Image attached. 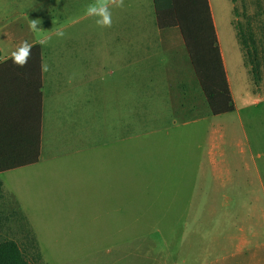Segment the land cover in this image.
<instances>
[{"label":"rangeland","instance_id":"rangeland-1","mask_svg":"<svg viewBox=\"0 0 264 264\" xmlns=\"http://www.w3.org/2000/svg\"><path fill=\"white\" fill-rule=\"evenodd\" d=\"M90 2L0 0V35L9 31L19 43L51 37L42 45L44 58L66 64L65 94H74L73 82L81 78L69 110L70 129L80 132L70 131L65 148L54 150L63 168L44 178L51 203L19 209L43 264H203L208 240L224 232L226 243L233 231L216 224L264 220V0H210L234 102L232 111L218 115L189 63H181L182 50L145 43L158 31L152 0H124L123 8L112 9L110 28L86 15ZM31 20H39L40 30L29 29ZM121 32L134 34L133 84L111 74ZM5 45L0 38L2 57ZM44 91L49 119L56 101ZM112 151L120 159L129 152L133 181L112 173ZM212 158L234 179L200 174L189 180L201 172L199 163L211 176ZM17 185L4 180L2 189L30 190V182ZM116 188L130 193L113 212L106 196ZM254 206L263 212L254 214ZM9 228L7 237L25 241ZM224 250L210 249V258Z\"/></svg>","mask_w":264,"mask_h":264},{"label":"crops","instance_id":"crops-1","mask_svg":"<svg viewBox=\"0 0 264 264\" xmlns=\"http://www.w3.org/2000/svg\"><path fill=\"white\" fill-rule=\"evenodd\" d=\"M208 2L212 15L210 0ZM213 24L216 31L214 19ZM133 37L134 34L130 32H121L116 35L118 45L115 49H118V51H115L113 54L115 70L111 72L112 75L115 74L116 79L121 74L127 83L130 77L132 84L134 83V65L136 62L135 56L130 49L132 47L130 45L134 44ZM145 37L147 36L145 35ZM0 38L6 42L5 51L7 52V55L2 57L0 48V186L2 189L4 180L18 183V185L23 182H30V190L27 187L26 189L28 190L21 192L20 195L16 192L10 194L3 191L8 198L5 201L6 206L21 212L19 208H22L23 211L25 206L36 208L39 205L48 206L51 203L49 192L44 193L45 188H48L44 178H47L49 172L52 173L55 169L61 170L63 168V162L56 160V157L52 156L53 154H58L54 153L55 149L57 151L65 148L66 135L71 131L69 121L70 104L73 101L75 102V97L78 98L76 94L78 93V84H81V78L78 75L77 80L73 82L74 86L71 87V91L74 94L70 96L65 94L66 90H69V87L65 86L68 82L67 79L71 80L68 77V73L64 71L66 69L64 61L60 60L58 62L45 59L42 45L37 41H29L33 45L39 44L41 49V88L39 89V65L37 58L31 55L28 63L22 68L17 67L9 59L11 52L19 45V41L22 38L14 37L9 31L0 35ZM145 43L163 46L166 49L178 48L180 51L182 50V53L179 51L181 63H189L194 73L183 37L177 27H158L156 34L152 37L150 35L145 40ZM218 46L229 84L219 40ZM184 49L186 53H183ZM143 59H146V57H139V60ZM43 64L48 65V71L42 70ZM45 88L49 89L52 98L56 101L51 106L52 111L49 119L44 113ZM39 93H41L40 118ZM230 93L232 95L231 89ZM57 107H59V110L57 112L53 111ZM71 132L79 134L80 130ZM46 133L47 143H45ZM211 139L212 133H210ZM45 153H48V158L44 155ZM113 153L114 151H112V157L110 158L112 173L115 169V172L118 173L117 176L121 173L123 180L133 181L132 168L134 165L130 161L132 159L129 158V152H127L126 157L121 159L117 156V153L115 156H113ZM210 165L211 176H204L207 168L204 169V164L199 163V171L201 170V172L197 173V176H192L189 180H199L200 174L204 176L201 177L204 180H209L210 178L217 179L224 176L228 177L229 180L234 179L235 176L232 178V175L229 173L230 169L224 162H218L212 158ZM56 166L58 167L56 168ZM130 169L131 172L129 173ZM44 173H47L45 177ZM106 193L107 191H105V195ZM129 193L128 191L120 192L118 188L108 191V196H106L107 202L109 206L113 207V209L109 210L118 212L120 203L122 202L124 205V198H128ZM133 204L134 201L132 200V207ZM257 208L260 207H252L251 212L253 211L254 214L263 212L262 208L259 210ZM220 227L232 229L233 231L229 232L230 236L227 238L228 242L226 243L222 242L225 241L224 232H217L211 241L208 240L209 248L206 249V258L208 259L203 264H264V220H247L245 218L244 220L232 221L221 226L219 224L214 226L215 229H220ZM210 249L215 252L225 249V253L210 258L213 256Z\"/></svg>","mask_w":264,"mask_h":264},{"label":"trees","instance_id":"trees-1","mask_svg":"<svg viewBox=\"0 0 264 264\" xmlns=\"http://www.w3.org/2000/svg\"><path fill=\"white\" fill-rule=\"evenodd\" d=\"M156 24L159 28L177 27L183 37L199 87L210 111L214 115L230 112L234 102L208 0H152ZM32 56L39 65V89L41 88V49L39 44L32 48ZM11 61V59H10ZM41 93H39V118ZM6 194L0 186V264H43L36 239L28 228L25 216L17 209L9 210ZM4 205V206H3ZM25 236L24 242L7 237L10 228ZM4 227V228H3ZM21 243V245H20ZM30 253L28 259L26 254Z\"/></svg>","mask_w":264,"mask_h":264},{"label":"clouds","instance_id":"clouds-1","mask_svg":"<svg viewBox=\"0 0 264 264\" xmlns=\"http://www.w3.org/2000/svg\"><path fill=\"white\" fill-rule=\"evenodd\" d=\"M124 0H92L86 5L85 12L88 17H94L95 23L101 28H110L112 26V9L113 8H123ZM39 20H31L29 24V29L32 31H38ZM57 37L62 38L64 32L62 30H57L55 32ZM51 37H45L39 40L40 45H47ZM34 45L27 40H23L19 45L11 52L9 59L17 67H24L32 55V48ZM43 71H48V65H42Z\"/></svg>","mask_w":264,"mask_h":264}]
</instances>
